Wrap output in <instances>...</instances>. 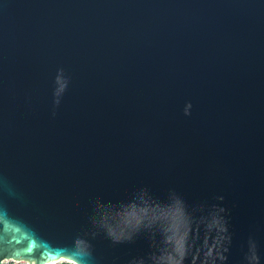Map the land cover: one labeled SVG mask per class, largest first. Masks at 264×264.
<instances>
[{
    "label": "water",
    "instance_id": "obj_1",
    "mask_svg": "<svg viewBox=\"0 0 264 264\" xmlns=\"http://www.w3.org/2000/svg\"><path fill=\"white\" fill-rule=\"evenodd\" d=\"M62 257L264 264V0H0V264Z\"/></svg>",
    "mask_w": 264,
    "mask_h": 264
},
{
    "label": "bare ground",
    "instance_id": "obj_2",
    "mask_svg": "<svg viewBox=\"0 0 264 264\" xmlns=\"http://www.w3.org/2000/svg\"><path fill=\"white\" fill-rule=\"evenodd\" d=\"M64 260H68L67 258H64V257H62V258H59V259H56V260H53V261H49L48 262V264H54L55 263V261H64Z\"/></svg>",
    "mask_w": 264,
    "mask_h": 264
},
{
    "label": "built area",
    "instance_id": "obj_3",
    "mask_svg": "<svg viewBox=\"0 0 264 264\" xmlns=\"http://www.w3.org/2000/svg\"><path fill=\"white\" fill-rule=\"evenodd\" d=\"M22 263H24V262H22Z\"/></svg>",
    "mask_w": 264,
    "mask_h": 264
},
{
    "label": "flooded vegetation",
    "instance_id": "obj_4",
    "mask_svg": "<svg viewBox=\"0 0 264 264\" xmlns=\"http://www.w3.org/2000/svg\"><path fill=\"white\" fill-rule=\"evenodd\" d=\"M55 262H57V261H55Z\"/></svg>",
    "mask_w": 264,
    "mask_h": 264
}]
</instances>
